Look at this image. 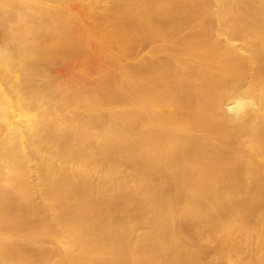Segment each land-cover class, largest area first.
<instances>
[{"label":"bare ground","instance_id":"6f19581e","mask_svg":"<svg viewBox=\"0 0 264 264\" xmlns=\"http://www.w3.org/2000/svg\"><path fill=\"white\" fill-rule=\"evenodd\" d=\"M0 28V264H264V0H0Z\"/></svg>","mask_w":264,"mask_h":264},{"label":"rangeland","instance_id":"374dc122","mask_svg":"<svg viewBox=\"0 0 264 264\" xmlns=\"http://www.w3.org/2000/svg\"><path fill=\"white\" fill-rule=\"evenodd\" d=\"M1 31H2V28H0V40H2L1 38H3V37H1ZM59 68H60V70H59V72L63 75V76H67V75H69L70 73H71V68H69L68 66H62V65H60V66H58ZM58 68V69H59ZM68 71V72H67Z\"/></svg>","mask_w":264,"mask_h":264}]
</instances>
